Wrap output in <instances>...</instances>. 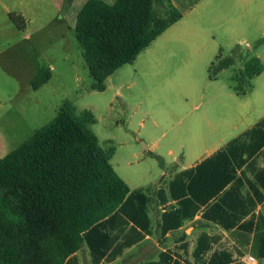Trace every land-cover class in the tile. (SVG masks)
<instances>
[{
	"label": "rangeland",
	"instance_id": "obj_1",
	"mask_svg": "<svg viewBox=\"0 0 264 264\" xmlns=\"http://www.w3.org/2000/svg\"><path fill=\"white\" fill-rule=\"evenodd\" d=\"M85 1L0 0V158L69 101L77 115L93 114L95 122L87 127L103 149L114 147L110 163L117 175L131 189L145 188L264 117V71L244 83L245 94L232 80L252 58L264 64V52L247 48H227L221 56L233 57L235 64L214 79L210 64L153 68L144 52L107 77L104 91L92 89L75 35ZM10 13L25 18V29L15 26ZM42 71L50 73L49 81L34 89L32 81ZM148 144L156 145L154 152L144 149Z\"/></svg>",
	"mask_w": 264,
	"mask_h": 264
},
{
	"label": "trees",
	"instance_id": "obj_2",
	"mask_svg": "<svg viewBox=\"0 0 264 264\" xmlns=\"http://www.w3.org/2000/svg\"><path fill=\"white\" fill-rule=\"evenodd\" d=\"M9 16L19 30L25 29L22 15ZM180 18L169 0H87L77 13L75 35L92 89L104 91L107 77L133 63ZM234 64L233 57L217 56L209 67L210 78ZM263 71L258 57L248 61L232 77L238 93L245 94L244 83ZM49 78L48 71L40 72L33 88ZM75 111L72 102H64L52 121L0 158V264H62L80 248L84 233L103 226L120 208L152 203L149 188L131 190L117 175L110 163L114 147L103 149L87 127L95 122L93 114ZM249 142L255 146L264 142V119L176 176L169 194L179 200V208L165 213V221L178 227L186 210L193 208L189 214L193 216L197 204L216 197L234 178L233 168L228 171L230 158L258 149ZM160 201L165 202L161 197Z\"/></svg>",
	"mask_w": 264,
	"mask_h": 264
},
{
	"label": "crops",
	"instance_id": "obj_3",
	"mask_svg": "<svg viewBox=\"0 0 264 264\" xmlns=\"http://www.w3.org/2000/svg\"><path fill=\"white\" fill-rule=\"evenodd\" d=\"M169 2L181 18L141 52L153 68L174 65L190 70L211 65L215 54L220 52L222 58L233 47L264 52V0ZM263 119L206 155L179 162L150 186L136 188H149L152 203L144 208L135 204L120 208L103 226L84 233L80 248L62 264H249V256L255 264H264V142L258 146L249 142L258 149L230 158L228 171L233 168L234 178L216 197L197 204L193 216H189L193 208L186 210V219L178 227L164 218L179 208V200L169 194L176 176L195 168ZM155 147L148 144V152Z\"/></svg>",
	"mask_w": 264,
	"mask_h": 264
},
{
	"label": "built area",
	"instance_id": "obj_4",
	"mask_svg": "<svg viewBox=\"0 0 264 264\" xmlns=\"http://www.w3.org/2000/svg\"><path fill=\"white\" fill-rule=\"evenodd\" d=\"M247 261L249 262V264H255V258H253V257H251V256H249V257L247 258Z\"/></svg>",
	"mask_w": 264,
	"mask_h": 264
},
{
	"label": "water",
	"instance_id": "obj_5",
	"mask_svg": "<svg viewBox=\"0 0 264 264\" xmlns=\"http://www.w3.org/2000/svg\"><path fill=\"white\" fill-rule=\"evenodd\" d=\"M144 149L146 150V149H147V147H146V146H144Z\"/></svg>",
	"mask_w": 264,
	"mask_h": 264
}]
</instances>
